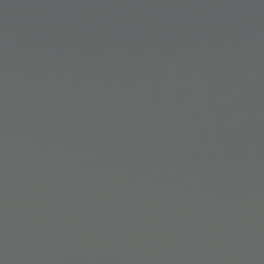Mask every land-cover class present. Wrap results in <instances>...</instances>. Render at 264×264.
<instances>
[{
	"label": "water",
	"instance_id": "obj_1",
	"mask_svg": "<svg viewBox=\"0 0 264 264\" xmlns=\"http://www.w3.org/2000/svg\"><path fill=\"white\" fill-rule=\"evenodd\" d=\"M0 264H264V0H0Z\"/></svg>",
	"mask_w": 264,
	"mask_h": 264
}]
</instances>
